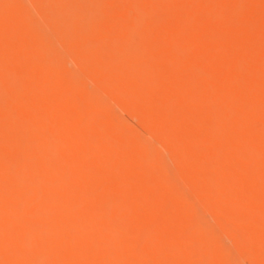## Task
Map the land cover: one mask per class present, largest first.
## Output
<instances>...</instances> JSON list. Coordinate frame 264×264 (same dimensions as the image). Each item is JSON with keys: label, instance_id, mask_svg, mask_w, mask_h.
Here are the masks:
<instances>
[{"label": "bare ground", "instance_id": "bare-ground-1", "mask_svg": "<svg viewBox=\"0 0 264 264\" xmlns=\"http://www.w3.org/2000/svg\"><path fill=\"white\" fill-rule=\"evenodd\" d=\"M0 264H264V0H0Z\"/></svg>", "mask_w": 264, "mask_h": 264}, {"label": "rangeland", "instance_id": "rangeland-1", "mask_svg": "<svg viewBox=\"0 0 264 264\" xmlns=\"http://www.w3.org/2000/svg\"><path fill=\"white\" fill-rule=\"evenodd\" d=\"M240 194L244 199H246L249 196L248 187L246 185L240 186Z\"/></svg>", "mask_w": 264, "mask_h": 264}]
</instances>
